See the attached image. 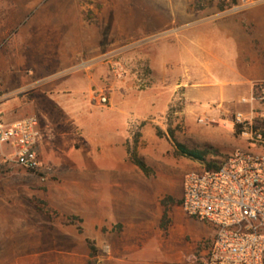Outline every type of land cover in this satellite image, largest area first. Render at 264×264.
<instances>
[{"label": "rangeland", "instance_id": "rangeland-1", "mask_svg": "<svg viewBox=\"0 0 264 264\" xmlns=\"http://www.w3.org/2000/svg\"><path fill=\"white\" fill-rule=\"evenodd\" d=\"M233 1L83 0L87 29L76 49L0 47V121L36 116L41 128L56 131L41 148L52 168L46 180L0 149V228L10 229L15 253L31 256L30 264H197L213 230L182 208L186 175L249 150L229 122L236 112H264V104L222 112L208 110L214 101L189 105L185 89L177 88L181 67L172 59L166 64V48L183 21L215 8L232 12ZM16 57L39 59L45 86L55 83L66 95V112L53 115L35 105L42 96L36 88L17 90L22 83L6 74L12 69L7 61ZM26 67L31 79L39 78ZM210 80L219 92L222 79ZM101 95L114 103L100 104ZM205 118L212 122L201 123ZM118 126L119 141L109 137ZM172 132L204 152L206 162L181 155ZM134 149L149 174L132 162Z\"/></svg>", "mask_w": 264, "mask_h": 264}, {"label": "crops", "instance_id": "crops-1", "mask_svg": "<svg viewBox=\"0 0 264 264\" xmlns=\"http://www.w3.org/2000/svg\"><path fill=\"white\" fill-rule=\"evenodd\" d=\"M82 3L83 0H0V47L7 44L12 50L25 51L76 49L78 35L87 29ZM170 20L174 24V18ZM194 27L199 30L189 34ZM175 34L176 41H170L166 48V64L172 59L181 67L184 76L177 88L185 89L182 96L189 105L199 108V103L214 101L208 110L222 112L240 104L264 84V0H255V4L239 13L216 8L205 11L198 20L183 21ZM95 60L87 62L92 64ZM39 64V59L29 62L16 57L7 61L12 69L6 74L14 75L22 83L17 90L36 88L42 93L35 105L53 115L66 112V95L55 83L49 84V88L45 86ZM29 65L37 70L39 78L29 77ZM216 75L223 81L219 92L210 80ZM113 99L110 98V104ZM115 108L113 105L110 110ZM41 129V148H47L56 131L51 132L50 126ZM122 130L112 127L109 137L123 140ZM114 159L119 163V158ZM8 231L9 228H0V264H30L31 256L13 251Z\"/></svg>", "mask_w": 264, "mask_h": 264}, {"label": "built area", "instance_id": "built-area-1", "mask_svg": "<svg viewBox=\"0 0 264 264\" xmlns=\"http://www.w3.org/2000/svg\"><path fill=\"white\" fill-rule=\"evenodd\" d=\"M255 0H238L239 13ZM242 105L264 104V84ZM102 105L109 97L99 96ZM209 124L210 118L200 119ZM249 145L210 167L186 175L182 208L191 219L210 226L212 237L199 247L197 264H264V112H236L229 122ZM43 134L36 116L14 122L0 121V149H7L21 168L44 174L51 166L41 154Z\"/></svg>", "mask_w": 264, "mask_h": 264}, {"label": "trees", "instance_id": "trees-1", "mask_svg": "<svg viewBox=\"0 0 264 264\" xmlns=\"http://www.w3.org/2000/svg\"><path fill=\"white\" fill-rule=\"evenodd\" d=\"M233 4H237V1L234 0ZM171 137L173 138L174 144L176 146L177 151L188 158H191L195 161H199V162H206L205 159V153L201 152V151H197V150H191L188 147H186L185 145L181 144L180 142H178L174 136V133H171ZM130 156H131V160L132 162L140 169L142 170L145 174H149L150 173V169L147 166V164L137 155V151L136 149H134L133 151H130ZM209 167L211 166L210 164H208ZM166 202V201H165Z\"/></svg>", "mask_w": 264, "mask_h": 264}]
</instances>
